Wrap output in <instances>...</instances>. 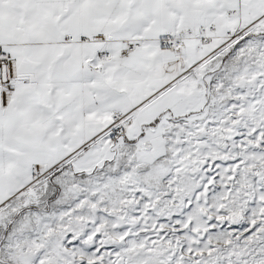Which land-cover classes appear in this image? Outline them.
Wrapping results in <instances>:
<instances>
[{"label":"snow or ice","instance_id":"1","mask_svg":"<svg viewBox=\"0 0 264 264\" xmlns=\"http://www.w3.org/2000/svg\"><path fill=\"white\" fill-rule=\"evenodd\" d=\"M0 264H264V0H0Z\"/></svg>","mask_w":264,"mask_h":264}]
</instances>
